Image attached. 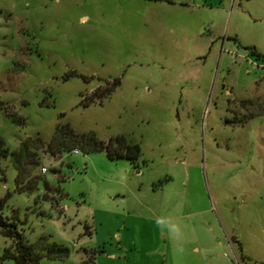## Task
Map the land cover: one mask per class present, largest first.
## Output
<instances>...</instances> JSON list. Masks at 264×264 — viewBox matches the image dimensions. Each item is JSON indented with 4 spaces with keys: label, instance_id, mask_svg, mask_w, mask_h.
<instances>
[{
    "label": "rangeland",
    "instance_id": "obj_1",
    "mask_svg": "<svg viewBox=\"0 0 264 264\" xmlns=\"http://www.w3.org/2000/svg\"><path fill=\"white\" fill-rule=\"evenodd\" d=\"M65 124L139 144L138 167L52 156ZM29 138L31 194L12 161ZM0 140L5 216L70 251L40 264H264V0H0ZM12 248L0 231V264Z\"/></svg>",
    "mask_w": 264,
    "mask_h": 264
},
{
    "label": "trees",
    "instance_id": "obj_2",
    "mask_svg": "<svg viewBox=\"0 0 264 264\" xmlns=\"http://www.w3.org/2000/svg\"><path fill=\"white\" fill-rule=\"evenodd\" d=\"M120 82L116 81L114 87ZM114 89V88H113ZM113 89H107L105 93L92 94L85 103L88 106L96 99H104L109 96ZM3 142L0 140V155L8 154V150L3 149ZM45 143L40 139H27L22 142L18 151L12 153V161L18 172L16 183L19 193H37L42 176L37 174L41 166V155L39 153L44 148ZM47 151L54 157L62 156L65 153H72L79 149L84 153L107 152L110 160L125 159L138 167L142 158V149L139 144L130 143L124 136L111 138L108 142L102 141L93 132L77 133L70 124L58 125L52 140L46 146ZM47 192L38 195L37 201H56L48 192L52 190L45 182ZM56 193L61 194V189H56ZM55 194V193H54ZM0 199V231L13 242V248L8 249L4 255L5 259H13L17 264H40L42 257L47 255L51 259H63L69 255V248L52 243L47 237L41 239L38 244H30L19 230L18 223L5 216L6 200Z\"/></svg>",
    "mask_w": 264,
    "mask_h": 264
},
{
    "label": "flooded vegetation",
    "instance_id": "obj_3",
    "mask_svg": "<svg viewBox=\"0 0 264 264\" xmlns=\"http://www.w3.org/2000/svg\"><path fill=\"white\" fill-rule=\"evenodd\" d=\"M114 84H115V82H114L113 84H110V83H109V84H107V85L104 86V87H106L108 90H109V89H113V88H115V87H114Z\"/></svg>",
    "mask_w": 264,
    "mask_h": 264
},
{
    "label": "built area",
    "instance_id": "obj_4",
    "mask_svg": "<svg viewBox=\"0 0 264 264\" xmlns=\"http://www.w3.org/2000/svg\"><path fill=\"white\" fill-rule=\"evenodd\" d=\"M79 151H80L79 149H76L73 152H79ZM46 171H47V169H44V172H46Z\"/></svg>",
    "mask_w": 264,
    "mask_h": 264
}]
</instances>
